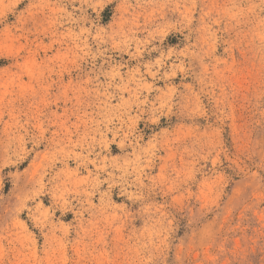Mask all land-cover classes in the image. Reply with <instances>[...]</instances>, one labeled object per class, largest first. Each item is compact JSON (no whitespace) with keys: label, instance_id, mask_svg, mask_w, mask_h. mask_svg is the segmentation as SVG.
<instances>
[{"label":"rangeland","instance_id":"374dc122","mask_svg":"<svg viewBox=\"0 0 264 264\" xmlns=\"http://www.w3.org/2000/svg\"><path fill=\"white\" fill-rule=\"evenodd\" d=\"M0 264H264V0H0Z\"/></svg>","mask_w":264,"mask_h":264}]
</instances>
